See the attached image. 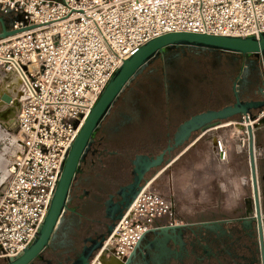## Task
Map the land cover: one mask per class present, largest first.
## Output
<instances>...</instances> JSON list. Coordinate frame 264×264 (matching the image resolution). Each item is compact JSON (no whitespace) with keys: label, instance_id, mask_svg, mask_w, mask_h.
<instances>
[{"label":"built area","instance_id":"2783aa9c","mask_svg":"<svg viewBox=\"0 0 264 264\" xmlns=\"http://www.w3.org/2000/svg\"><path fill=\"white\" fill-rule=\"evenodd\" d=\"M0 13L15 32L0 39V90L18 131L0 186L5 264L35 239L67 152L125 59L167 33H264V0H0ZM253 153L261 155V147ZM217 156L225 153L219 148ZM153 181L107 236L108 256L124 260L146 232L174 224L173 201L152 191Z\"/></svg>","mask_w":264,"mask_h":264},{"label":"rangeland","instance_id":"374dc122","mask_svg":"<svg viewBox=\"0 0 264 264\" xmlns=\"http://www.w3.org/2000/svg\"><path fill=\"white\" fill-rule=\"evenodd\" d=\"M0 17L5 23L1 13ZM238 76L237 88L242 101L263 100L259 94V89L264 90L263 56L175 47L154 58L126 85L100 123L80 165L82 174L76 175L73 181L68 205L91 213L92 218L93 210L87 209L100 207L106 190L102 189L100 195L92 193L88 199L78 197L82 190L91 192V188L100 187L101 181L94 176L97 172L114 185L130 182L134 155L153 156L161 152L172 140L177 127L190 116L232 105L235 102L233 86ZM9 99L0 90V113L5 112ZM11 115L12 112L10 118L4 116L12 120ZM248 117L263 122L264 108L252 110ZM12 121L8 128L0 121L1 187L6 183L8 161L16 151L18 131L14 119ZM244 121V117L238 115L199 130L182 147L167 155L161 167L146 176L142 188L154 179L149 188L172 199L174 223H216L232 216L235 208L239 215L233 217L234 220L254 218ZM100 139L107 155L109 152L117 154L107 158L103 168L99 165L91 168L90 152ZM254 146L257 149L258 146ZM219 148L225 153L224 159L217 156ZM261 157L262 154L256 153V164ZM261 213L264 233V207ZM78 227L75 218L70 222L65 241L72 240ZM99 255L95 254L91 264H98ZM0 264L5 263L0 261Z\"/></svg>","mask_w":264,"mask_h":264},{"label":"water","instance_id":"95a60500","mask_svg":"<svg viewBox=\"0 0 264 264\" xmlns=\"http://www.w3.org/2000/svg\"><path fill=\"white\" fill-rule=\"evenodd\" d=\"M15 34L14 31H7L2 18L0 17V39ZM188 47L209 50L214 52L236 54L241 56H263L264 57V33L258 37H233V36H215L208 34H198L190 32H173L158 36L140 48L125 59L111 79L103 89L94 106L91 108L85 121L83 122L76 138L69 148L61 173L53 192L47 213L43 223L33 240V242L22 252L20 256L14 260L8 261L6 264H31L41 253L48 247L49 240L54 232V229L62 216V214L69 210L68 199L71 187L75 176L80 172V165L84 161L85 156L89 150L91 142L95 133L108 114L113 103L116 101L120 93L126 85L137 75V73L148 63H150L159 54L163 53L169 48ZM240 77H236V82L233 86V96L235 102L232 105L222 107L217 110H206L204 112L190 116L183 121L173 134L172 140L168 141L167 146L156 156H148L145 154H138L131 161L133 166L131 174L132 181L126 187L122 188L120 202L121 207L117 204L112 205L111 209H106L105 214L107 218L113 221V225L107 229L109 235L113 231L115 223L120 220L123 212L131 206L137 195L142 189V182L144 175L152 169H157L165 162V157L170 155L175 149L182 147L187 143L192 134L215 126L222 121H227L232 117L241 115L245 122H254L255 119H249L248 115L252 110H261L264 108L263 100L242 101L239 97L237 88V81ZM260 94L264 96V90H260ZM14 108H6L5 112L1 111L0 121L1 125L8 128L12 120L6 119L5 114L10 115ZM13 122V121H12ZM255 126H247L248 136V162L250 168V180L252 187L254 218L256 228L258 231L259 244L264 264V238H263V222L261 213V202L259 198L258 183L256 176V162L254 157V137L253 129ZM126 196V197H125ZM111 204V202H109ZM115 216H111V215ZM185 228L182 226H170L160 228L157 231L160 233L172 234L177 230ZM102 238L101 241H103ZM138 244L136 247H138ZM101 247V243L86 249V251L78 258L76 264H89L90 257L94 251ZM135 247V249H136Z\"/></svg>","mask_w":264,"mask_h":264},{"label":"flooded vegetation","instance_id":"af4514ba","mask_svg":"<svg viewBox=\"0 0 264 264\" xmlns=\"http://www.w3.org/2000/svg\"><path fill=\"white\" fill-rule=\"evenodd\" d=\"M260 98L264 99V96L260 94ZM101 144L100 139L90 152L89 166L91 168L98 165L103 168L106 159L114 158L117 154L109 152L107 155V150L101 148ZM152 170L144 175V180ZM78 174H82L81 170ZM130 175V182L114 185L113 181L97 172L94 176L101 181L100 187L91 188V192L82 190L78 197L88 199L92 193L100 195L103 193L102 189L106 190V197L100 207H88L87 209L93 210V217H89L91 213H85L88 214L85 215L78 207L70 208L68 205L69 210L78 214L80 218L77 234L72 240L65 241L63 248L51 249L47 247L31 264H76L86 249L99 242L101 247L92 253L89 264L96 253L100 254L98 264H263L256 223L253 219L243 220L241 218L204 225L174 223L171 226L184 225L185 228L172 234L170 232L160 233L157 231L160 228L151 229L142 236L138 247L128 258L119 260L108 256L102 247L108 236L107 229L113 225V221L106 217L105 210L111 209L114 204L121 207L122 188L131 183V172ZM102 238H104L103 241H101Z\"/></svg>","mask_w":264,"mask_h":264},{"label":"crops","instance_id":"0c3cea01","mask_svg":"<svg viewBox=\"0 0 264 264\" xmlns=\"http://www.w3.org/2000/svg\"><path fill=\"white\" fill-rule=\"evenodd\" d=\"M253 137H254V145L260 146L262 149V157L261 159H259V161H257L256 164V176H257L259 198H260L261 210H262V208L264 207V121L260 123L258 122V124H256V126L253 129ZM74 207L75 206L73 205L70 208H74ZM81 212L84 214L86 213L85 211H81ZM232 213H233L232 216L219 219V221L233 220V217L235 216L238 217L239 215L238 214L239 212L236 208L235 210L232 211ZM75 218H77L78 222H80V218L78 214H75L73 211L66 210L62 214L49 240V245H48L49 248L57 249L59 247L61 248L64 247V242L67 238L68 233L70 232V228H69L70 222ZM176 224H188V223L178 222Z\"/></svg>","mask_w":264,"mask_h":264},{"label":"bare ground","instance_id":"6f19581e","mask_svg":"<svg viewBox=\"0 0 264 264\" xmlns=\"http://www.w3.org/2000/svg\"><path fill=\"white\" fill-rule=\"evenodd\" d=\"M13 116H14V111H12L11 117H13ZM9 118H10V115H9ZM9 118H8V120H9ZM258 122L259 123L262 122V119H260L259 121H254V122H249V123L244 121L243 125L246 127V133H247V126H254L255 124H258Z\"/></svg>","mask_w":264,"mask_h":264},{"label":"trees","instance_id":"16d2710c","mask_svg":"<svg viewBox=\"0 0 264 264\" xmlns=\"http://www.w3.org/2000/svg\"><path fill=\"white\" fill-rule=\"evenodd\" d=\"M207 51H209V50H207ZM216 53H221V52H217V51H216ZM161 54H162V53H161ZM161 54H159L158 56H160Z\"/></svg>","mask_w":264,"mask_h":264}]
</instances>
